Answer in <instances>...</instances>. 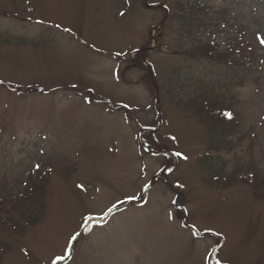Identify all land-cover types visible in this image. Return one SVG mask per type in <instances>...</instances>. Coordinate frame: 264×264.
<instances>
[{
	"label": "rangeland",
	"instance_id": "374dc122",
	"mask_svg": "<svg viewBox=\"0 0 264 264\" xmlns=\"http://www.w3.org/2000/svg\"><path fill=\"white\" fill-rule=\"evenodd\" d=\"M258 36L264 0H0V264H264Z\"/></svg>",
	"mask_w": 264,
	"mask_h": 264
},
{
	"label": "trees",
	"instance_id": "16d2710c",
	"mask_svg": "<svg viewBox=\"0 0 264 264\" xmlns=\"http://www.w3.org/2000/svg\"><path fill=\"white\" fill-rule=\"evenodd\" d=\"M211 52V51H210ZM227 58V55H225V56H219L218 57V59H226ZM234 62V61H233ZM214 104H216V105H218V106H220V103H217L216 101L215 102H212L211 101V99H207V100H204L203 102H201L200 103V105H202L201 107H204V112H206L207 110H208V113L209 114H212V112L213 111H211V110H214V107H215V105ZM200 114H203L202 112H199ZM224 118V117H223ZM217 120H219V121H217ZM217 120L215 121L216 123H217V125H218V129L221 131L224 127L226 128V126H227V124H225V122L223 121V120H221L220 118H217ZM224 120L225 121H227V119L226 118H224ZM211 131V133H212V135H215L216 137H217V134H215V133H217V129H212V130H210ZM224 133H226V132H224ZM223 133V134H224ZM41 187V185H38V186H36V189L37 188H40ZM18 198V200H20V201H23V198H26V196L25 195H23V194H21V197H17ZM14 203H15V201H9V206H13L14 205ZM42 203V198L40 197V199H38V205H40ZM37 205V206H38ZM41 206H42V204H41ZM35 211V210H34ZM37 212H38V210H36Z\"/></svg>",
	"mask_w": 264,
	"mask_h": 264
},
{
	"label": "snow or ice",
	"instance_id": "6c2138e0",
	"mask_svg": "<svg viewBox=\"0 0 264 264\" xmlns=\"http://www.w3.org/2000/svg\"><path fill=\"white\" fill-rule=\"evenodd\" d=\"M258 39L260 40V43H261V44H264V38L258 36ZM224 115H225L226 117H228L229 119L231 118V114H229V113H225ZM177 155H180V154L177 153ZM39 167H40V166L37 165V168H39ZM73 239H75V237H73Z\"/></svg>",
	"mask_w": 264,
	"mask_h": 264
}]
</instances>
